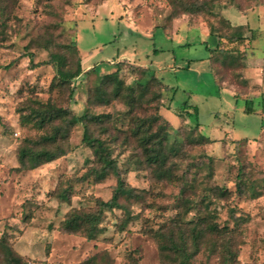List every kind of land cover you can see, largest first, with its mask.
I'll return each instance as SVG.
<instances>
[{
  "label": "rangeland",
  "instance_id": "374dc122",
  "mask_svg": "<svg viewBox=\"0 0 264 264\" xmlns=\"http://www.w3.org/2000/svg\"><path fill=\"white\" fill-rule=\"evenodd\" d=\"M196 1L0 0V238L25 264H88L101 253L113 264H162L152 233L180 218L197 222L207 210L220 229L237 233L238 264L264 263V113L260 99H252L256 113L247 114V99L234 97L233 88L239 96L245 88L229 40L241 31L231 23L245 21L240 12L264 0H203L210 12L195 7ZM248 17L253 22L256 15ZM217 36L224 37L222 50L215 48ZM253 44L257 54L264 52L262 23ZM72 46L76 55L69 53ZM50 53L65 55L68 62L38 66ZM78 59L81 75L61 84ZM118 69L123 86L115 98V84L101 78ZM152 75L173 89L172 101V94L157 100L156 87L141 89ZM185 102L197 119L183 111ZM47 103L77 119L102 116L88 124L90 134L104 142L126 187L136 191V198L121 199L128 213H105L104 232L96 240L60 229L67 213L93 210L117 185L112 173L98 180L90 176L97 165L82 143L81 122L70 130L66 156L35 170H12L25 143L51 133L21 122L22 115ZM156 116L161 119L142 131L165 130L162 170L147 162L135 134L140 120ZM65 188L69 202L57 198ZM222 190L226 197H220ZM232 215L246 222L236 227ZM191 264H221V258L203 247Z\"/></svg>",
  "mask_w": 264,
  "mask_h": 264
},
{
  "label": "trees",
  "instance_id": "16d2710c",
  "mask_svg": "<svg viewBox=\"0 0 264 264\" xmlns=\"http://www.w3.org/2000/svg\"><path fill=\"white\" fill-rule=\"evenodd\" d=\"M199 5H203L204 11L210 12L211 7L209 8L208 4L203 0H198L194 4L195 7ZM4 11V9L1 10L2 13ZM216 38V50H222L221 46L224 42V37L217 36ZM229 40L234 41L235 38L231 37ZM210 51L212 52L213 50ZM69 53L72 55L75 53L74 55H76L74 46L69 49ZM67 62L68 59L65 55L50 53L48 60L40 63L38 66L51 65L55 67ZM76 64V69L71 72L69 78H60L61 84L70 83L73 78L81 75L82 71L79 59L76 61ZM132 68L135 70L138 67L132 66ZM138 69L142 70L143 73L148 72L147 69H141L140 67ZM119 72L120 70L118 69L114 73L101 78L103 84H115L113 92L115 98L121 95L123 86V81L119 78ZM140 87L144 92L149 91L151 87H156L157 90L154 95L157 100L164 98L167 94H172L170 100H173V89L165 85L154 75L151 76L146 84L140 85ZM261 108L264 111V94L261 96ZM193 109L194 107L190 106L188 102L183 104V111L189 117L197 119V115ZM244 112L247 114L256 113L252 105V99L246 100ZM160 119V116H156L152 121L140 120L135 134L139 136L140 146L143 148L147 162L151 165H157L158 169L162 170L167 162V156L163 151V143L166 140L165 130L162 128L157 133H148L146 130L142 131L146 123L156 122ZM101 120H103L102 116L91 117L88 114L77 119L68 109L57 108L50 103L36 109L32 108L29 116H21V122L32 124L41 130L50 128L51 133L43 135L35 144L32 142L25 143L19 150L18 167L12 169L16 172L31 171L66 156L68 151L64 147V144L69 137L70 130L77 123L81 122L84 125L82 143L92 149L97 165V167H93L90 170V176L94 177L95 180L101 179L102 176L108 173H112L117 177V185L113 188V195L108 201L97 199L95 201V208L90 211L73 209L67 213L60 225L63 233L79 234L87 241L96 240L103 234L102 222L106 212L124 209L128 213L125 206L121 204V199L125 196L130 198L137 197L135 189L126 187L125 182L121 179L118 164L112 158L111 151L106 148L101 139L93 137L90 134L88 124L91 121L100 122ZM197 124L199 123L197 122ZM204 139L208 140L205 137ZM160 173L162 176L164 175V172ZM240 176L241 173L237 176L238 181ZM236 188L239 193L242 192L241 185H237ZM56 194L60 201H70L71 193L68 188L58 189ZM226 196V190L220 191V197ZM254 198H257V195H254ZM204 202L205 200H202L203 204H205ZM184 204L188 206V209L192 207L188 201H185ZM208 207L209 205L207 204L206 208ZM208 212L207 210L206 215L201 217L197 222L184 223L182 218H180L166 229H158L152 233L159 244L162 264H191L192 259L202 251L203 247L210 254H219L221 264H238V247L240 244L236 243L235 236L237 233L226 227L220 229L213 221L214 216ZM231 218L236 227L246 222V218L242 219L240 216L232 215ZM129 219L130 216L128 215L122 223L123 230ZM101 262L113 264L107 253L95 255L89 259L88 264H101ZM0 264H25L23 258L13 250L5 237L0 238Z\"/></svg>",
  "mask_w": 264,
  "mask_h": 264
},
{
  "label": "crops",
  "instance_id": "0c3cea01",
  "mask_svg": "<svg viewBox=\"0 0 264 264\" xmlns=\"http://www.w3.org/2000/svg\"><path fill=\"white\" fill-rule=\"evenodd\" d=\"M251 13L256 15L252 19L253 22L248 19ZM240 14L245 18L244 22L236 24L230 20L233 28L241 30L234 36L236 39L233 41L231 48L234 49V54L232 53V55L236 56L234 58L238 57L237 59L242 64L238 74L243 81L245 93L239 96L236 93V89L233 88L235 92L234 97H244L247 100L253 98L260 99L261 107V96L264 94V52L257 54L253 43L260 36L261 23L264 24V4L260 3L258 6H253L248 12H240ZM263 113L264 111H262ZM259 264L264 263L260 262Z\"/></svg>",
  "mask_w": 264,
  "mask_h": 264
}]
</instances>
